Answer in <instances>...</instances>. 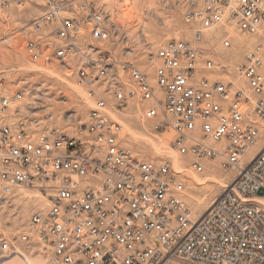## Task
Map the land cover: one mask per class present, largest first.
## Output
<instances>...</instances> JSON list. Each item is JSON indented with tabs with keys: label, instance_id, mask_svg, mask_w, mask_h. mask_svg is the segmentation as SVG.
<instances>
[{
	"label": "built area",
	"instance_id": "obj_1",
	"mask_svg": "<svg viewBox=\"0 0 264 264\" xmlns=\"http://www.w3.org/2000/svg\"><path fill=\"white\" fill-rule=\"evenodd\" d=\"M85 4L75 9L76 19L64 14L72 0H50L30 24L49 30L52 40L29 35V60L44 66L65 62L79 50L77 27L85 24L92 42L81 51L77 82L91 87V95L104 86L118 111L127 99L149 103L144 114L154 121L152 130L174 132L172 149L191 157L190 169L202 173L203 160L219 158L234 176L196 218L168 164L140 160L119 144L120 124L101 98L76 134L49 126L30 140L23 122L15 131L0 127V205L8 202V186L49 192L47 208L30 220L43 264H264V205L257 201L264 198V44L251 48L236 75L223 81L197 71L225 72L226 65L215 64L190 42L169 40L152 56L157 64L150 78L101 48L114 43L115 33L105 28L106 13ZM184 17L199 24L196 40L205 29L231 20L242 32L260 34L264 43V0H187ZM15 97L21 99V91ZM8 106L2 95L0 110ZM259 142L262 148L250 153ZM19 238L30 241L27 234ZM12 253L0 235V260Z\"/></svg>",
	"mask_w": 264,
	"mask_h": 264
},
{
	"label": "rangeland",
	"instance_id": "obj_2",
	"mask_svg": "<svg viewBox=\"0 0 264 264\" xmlns=\"http://www.w3.org/2000/svg\"><path fill=\"white\" fill-rule=\"evenodd\" d=\"M186 1L88 0L86 3L92 9L95 6L97 11L106 13L107 22L111 24L106 22L105 27L115 30L114 43H102L101 48L110 50L120 60L132 62L150 78L157 64L152 58L154 53L169 40H183L200 47L215 64L226 65L225 72L199 69L198 75L210 80L229 81L235 75V68L244 62L247 52L263 40L259 34L240 31L233 22L205 30L202 38L196 40L195 31L200 26L184 18ZM44 9V0H31L25 6L13 7L0 16V93L11 97L25 90L23 99L13 102L11 110L0 116V122L12 124L21 119L22 115L15 111L19 109L34 111L29 118L46 123L44 115L51 112V126L76 134L95 100L104 97L110 101L112 96L104 93V86H97L96 95H89L88 88L77 85L79 59L76 54L68 57L63 65L43 66L27 58L24 49L27 35L22 28ZM77 33L80 35L78 45L87 48L92 42L87 27L83 26ZM225 40L229 41V46L223 45ZM242 86L245 87L244 82ZM32 104L34 107L31 108ZM147 106V102L132 98L125 109L116 113L123 126L118 142L140 160L156 165L168 164L171 177L182 182L179 196L198 217L222 193L234 173L224 169L219 158L203 160L206 169L202 173L190 169L191 157L172 149L174 132L171 129L152 130L154 121L143 111ZM31 124L30 128L34 129V123ZM260 127L264 131V124ZM262 146L263 142H259L252 151L256 152ZM174 158L179 159L178 167L173 166ZM47 206V198L30 188L15 189L7 204L0 205V235L10 239L13 248L16 247V253L1 259L0 264H22L20 253L30 257L32 264H43L44 257L39 254V248L33 247L37 242L30 220L34 213ZM21 234L29 235L30 241L20 240Z\"/></svg>",
	"mask_w": 264,
	"mask_h": 264
},
{
	"label": "bare ground",
	"instance_id": "obj_3",
	"mask_svg": "<svg viewBox=\"0 0 264 264\" xmlns=\"http://www.w3.org/2000/svg\"><path fill=\"white\" fill-rule=\"evenodd\" d=\"M1 1H3V0H1ZM1 1H0V16H1V14L3 13V12H5V11H9L11 8H13V7H23V6H25L26 4H28V3H30L31 2V0H25V1H19V2H17V1H15V0H9V1H7L5 4H2L1 3ZM45 1V9L42 11V13H40L39 15H37V16H35L34 18H36V17H39V16H41L43 13H45L47 10H48V3H49V1L50 0H44ZM59 1V0H58ZM85 1H87L88 2V0H72V3H73V6H72V9L71 10H69V11H67V10H65V12H64V14H66V15H71V16H73V17H75L76 19H78L79 18V15L76 13V8H78L79 9V7H81L82 9H84L85 7H86V2ZM186 7H187V1H186ZM81 12L82 13H84V10H81ZM185 18V17H184ZM33 20V19H32ZM31 20V21H32ZM31 21H30V23H31ZM226 22H223L222 24H220V25H223L224 23H228V22H231V20H225ZM30 23H28L25 27H23L22 28V30L26 33V35H27V39H28V37H29V35L30 36H32L33 34H40V33H42L43 35H45V36H48V40H45V42H47V43H49V40H52V37L48 34V32H49V30H44V29H42V30H40V31H36L35 30V27L33 26V25H31ZM55 24H53V23H51V25H49V27H51V26H54ZM83 26H85V24H83V23H79V25H78V27H77V32L79 31V29L80 28H82ZM218 26V25H217ZM86 27V26H85ZM216 27V26H215ZM106 29H108V30H110L111 32H113V33H115V30L114 29H110V28H107V27H105ZM214 28V27H213ZM209 29H212V28H209ZM209 29H205V30H209ZM204 30V31H205ZM256 34H258V33H256ZM260 35V34H259ZM261 37V36H260ZM27 39H26V41H27ZM116 39V38H115ZM114 39V40H115ZM25 41V42H26ZM225 41H228V40H225ZM225 41H223V45L224 46H229V41H228V44L226 45L225 44ZM165 44V43H164ZM257 44H264V43H257ZM257 44H255L254 46H256ZM25 45V44H24ZM193 45V44H192ZM77 46L79 47V50L77 51V52H75V54L78 56V59L79 60H81V57H82V55H81V51H83V50H86V48L85 49H83V48H81L79 45H78V43H77ZM163 46V45H162ZM194 46V45H193ZM253 46V47H254ZM195 47H198V46H195ZM252 47V48H253ZM198 48H200V47H198ZM89 49V48H88ZM201 49V48H200ZM202 50V49H201ZM25 52H26V50H25ZM26 55H27V53H26ZM74 55V54H73ZM112 57H114V58H116L117 60H119V61H127V60H120V59H118L116 56H114L112 53L110 54ZM72 56V55H71ZM70 57V56H69ZM27 58H28V56H27ZM29 59V58H28ZM67 60V59H66ZM66 60H65V62H66ZM65 62H62V63H60V62H54V63H56V64H59V65H63V64H65ZM132 63V62H131ZM133 64V63H132ZM40 65H42V64H40ZM134 65V64H133ZM44 66V65H43ZM1 72L2 71H0V74H1ZM154 72V71H153ZM236 73V72H235ZM236 75V74H235ZM0 79H1V77H0ZM78 81V80H77ZM76 81V82H77ZM236 82L237 83H239L241 86L243 85V80L240 78V77H238L237 76V79H236ZM245 84V83H244ZM77 85L78 86H81V87H86V88H88V93H89V95H91L90 94V88L91 87H89V86H87V85H83V84H79L78 82H77ZM24 92H25V90H21V93H22V98L21 99H17L16 97H15V94L13 95V96H11V97H8V96H6V95H4V94H2V93H0V98L2 97V95L3 96H6V98L8 99V101H9V106H8V109L6 110V111H1L0 110V116H4V115H6L10 110H11V104L13 103V102H15V101H19V100H22L23 99V97H24ZM105 93V92H104ZM106 94H110L111 95V93H106ZM112 96V95H111ZM104 99L105 100V102L107 103V107L105 108L106 109V111H107V114L113 119V120H115V121H117L119 124H120V128H121V130H120V133H119V136L121 135V133H122V131H123V126L121 125V123L118 121V118H117V116H116V113H120V111H118V110H115L114 109V107H113V96H112V99L110 100V101H107L104 97H100V98H98V99ZM98 99H96L95 100V102H94V104H93V106H95V103H96V101L98 100ZM129 100L130 99H127V103H126V105H125V107H124V109L128 106V103H129ZM138 102V101H137ZM148 105H149V103H148ZM92 106V107H93ZM148 107V106H147ZM146 107V108H147ZM146 108L143 110L144 112H145V110H146ZM123 110V109H122ZM15 111H17L18 113H20V115H22V118L21 119H19L18 121H16L15 123H12V124H10V123H7V122H5V121H1L0 122V127H8V128H10L11 127V129L13 130V131H15L17 128H18V123H20V122H23L24 124H25V128L27 129V131H28V134H29V139L30 140H32V139H36L37 138V136L40 134V133H42L43 132V130L44 129H46V128H49V126L50 127H53V128H56V129H60V128H57V127H55V126H51V121H52V119H53V114L51 113V112H47L46 114H51L52 115V119L51 120H46V114L44 115V120L45 121H47L46 123H43V122H40L39 120L38 121H33L31 118H29L30 117V115H32L33 113H34V111H30V110H19V109H17V110H15ZM88 115V114H87ZM87 117V116H86ZM72 118H74V117H72ZM86 119V118H85ZM31 123H34V126H35V128L34 129H31L30 128V126L32 125ZM154 124V123H153ZM153 127V126H152ZM153 129V128H152ZM60 130H62V129H60ZM126 148H128V147H126ZM129 149V148H128ZM258 151V150H257ZM249 152L250 153H254V151H252V148L249 150ZM173 166L174 167H178L179 166V159L178 158H174V160H173ZM2 178H0V188H1V190H5V189H2L3 188V185L5 184V180H1ZM230 183V182H229ZM228 183V184H229ZM226 187H228V185L226 186ZM225 187V188H226ZM8 188H9V190H12L11 191V194L8 196V198H7V200L9 201V199H10V196L13 194V192L15 191V189H18V188H30V189H34V190H36L37 192H39L40 194H42V195H44L46 198H47V201L49 202V199H48V196H49V192H46V194L45 193H42L40 190H38L37 188H35L34 186H31L30 185V187H27V186H24V187H21V186H12V187H10V186H8ZM257 200L258 201H260L261 203H263L264 204V198H261V197H258L257 198ZM215 201V200H214ZM213 201V202H214ZM212 202V203H213ZM212 203H211V205H212ZM4 204H7V201L4 203ZM210 205V206H211ZM209 206V207H210ZM208 207V208H209ZM208 208H207V210H208ZM206 210V211H207ZM206 211H204L202 214H204ZM201 214V215H202ZM201 215H199L198 217H200ZM198 217H196V218H198ZM2 235V234H1ZM21 235H23V234H21ZM20 235V236H21ZM19 236V237H20ZM8 241H9V244H10V246L12 247V249H13V253H16L15 252V249H16V247L14 246V248H13V242H11V240L10 239H8V238H6ZM29 247H30V244H29ZM12 253V254H13ZM12 254H10V255H12ZM9 255V256H10ZM5 257H7V256H5ZM4 257V258H5ZM20 257H21V262H22V264H25L26 262H27V264H32L31 263V260H30V257H28L25 253H20ZM3 259V258H2ZM1 261V260H0Z\"/></svg>",
	"mask_w": 264,
	"mask_h": 264
}]
</instances>
